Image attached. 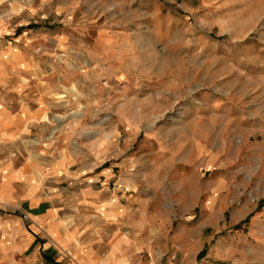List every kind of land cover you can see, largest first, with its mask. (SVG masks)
I'll return each mask as SVG.
<instances>
[{
    "label": "crops",
    "instance_id": "1",
    "mask_svg": "<svg viewBox=\"0 0 264 264\" xmlns=\"http://www.w3.org/2000/svg\"><path fill=\"white\" fill-rule=\"evenodd\" d=\"M103 3L139 0H0V264H199L205 221L222 219L224 182H190L210 162L178 151L179 139L146 172H115L78 166L45 137L47 119L65 118L48 114L51 96L74 87L73 63L108 59L119 43L94 11ZM246 122L264 135V116Z\"/></svg>",
    "mask_w": 264,
    "mask_h": 264
},
{
    "label": "rangeland",
    "instance_id": "2",
    "mask_svg": "<svg viewBox=\"0 0 264 264\" xmlns=\"http://www.w3.org/2000/svg\"><path fill=\"white\" fill-rule=\"evenodd\" d=\"M103 4L94 11L119 43L108 59L73 63L74 87L51 96L48 114L65 118L47 119L45 137L70 146L78 166L115 172H146L150 155L177 139L180 152L202 151L210 163L190 182L220 178L224 205L219 222L204 223L198 263L264 264V135L246 122L264 116V0Z\"/></svg>",
    "mask_w": 264,
    "mask_h": 264
}]
</instances>
